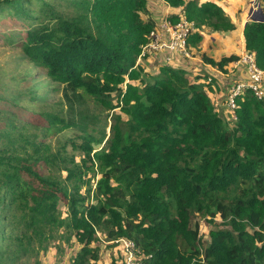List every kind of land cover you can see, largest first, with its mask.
Segmentation results:
<instances>
[{
  "label": "trees",
  "instance_id": "1",
  "mask_svg": "<svg viewBox=\"0 0 264 264\" xmlns=\"http://www.w3.org/2000/svg\"><path fill=\"white\" fill-rule=\"evenodd\" d=\"M54 1L0 0V37L61 90V108L32 115L0 94V264H40L61 242L78 244L70 264H99L100 241L119 238L141 264H264V100L240 94L230 125L200 75L137 63L155 26L147 0ZM163 1L194 23L195 51L203 26L234 29L214 1ZM243 41L264 68V21L248 20ZM200 56L221 72L238 58ZM89 97L118 108L109 133ZM70 128L78 141L43 140Z\"/></svg>",
  "mask_w": 264,
  "mask_h": 264
},
{
  "label": "rangeland",
  "instance_id": "2",
  "mask_svg": "<svg viewBox=\"0 0 264 264\" xmlns=\"http://www.w3.org/2000/svg\"><path fill=\"white\" fill-rule=\"evenodd\" d=\"M54 2L61 3V9L66 7L65 2L56 0ZM149 5L150 13L152 14V8L150 6H157L158 0H147ZM159 8V7H158ZM191 51L193 50L192 56L196 55V52L192 45H190ZM161 56H150L142 58L139 61L147 70L150 72H155L157 66L161 64ZM138 60V57H137ZM188 66H194L192 63L193 59H187ZM179 63V62H178ZM180 64V63H179ZM199 70L193 71L190 69L188 72V77L195 76ZM204 76H201L200 82L204 83V79L207 78L205 71L202 72ZM211 75V74H208ZM227 82V81H225ZM60 85L47 75H45L42 70L34 67L29 63L24 56L18 45L10 46L3 37H0V94L13 99L16 97V103L27 108V113L32 115L33 112H40L42 110L48 109H59L60 105ZM210 96V92L207 91ZM36 97V98H35ZM212 102H216L215 95H211ZM115 102V100H113ZM89 109L94 112L99 121L96 125L97 128L105 127L107 133H109V125L111 124V115L114 112H118V108L108 111L102 105L96 103L93 98H88ZM65 110V107H63ZM115 110V111H114ZM221 113L224 121H228L230 125H233V117H231V111L222 107H217L216 109ZM79 132L70 128L65 130L60 135L54 137L52 135L44 136L43 140L45 142H50L53 146L57 144L56 138L59 137L60 140L75 139L78 141L77 134ZM68 152H75L71 150V147H67ZM77 159L80 158V153L75 152ZM85 187L80 188V192H84ZM60 209L64 210L63 205H60ZM198 219V218H196ZM216 221H220L219 217H216ZM200 224V234L202 239L207 238V233L210 228V224L207 223L205 218L199 219ZM56 240L53 242L55 243ZM101 242V247L99 250L100 261L99 264H108L111 257H114L121 263V254L118 246H112L109 243ZM55 249V248H54ZM78 250V244L73 242L72 244H67L66 242H61L60 247L53 250V247L49 246L46 251H39L37 257L40 264H70L75 252Z\"/></svg>",
  "mask_w": 264,
  "mask_h": 264
},
{
  "label": "built area",
  "instance_id": "3",
  "mask_svg": "<svg viewBox=\"0 0 264 264\" xmlns=\"http://www.w3.org/2000/svg\"><path fill=\"white\" fill-rule=\"evenodd\" d=\"M259 7V0H251L252 10ZM195 30L192 21L184 17L173 20L167 13L155 22V26L149 31L147 41L138 55L137 63L147 55L161 56V64L176 67L179 63L192 59L188 39ZM232 65L238 78H234L228 84L219 107L232 111L236 107L237 97L245 91H250L257 99L264 100V68L257 65L254 54L244 50ZM212 77L207 74L204 82L212 85ZM112 242L117 243L119 247L121 264H141L143 253L133 240L119 238Z\"/></svg>",
  "mask_w": 264,
  "mask_h": 264
},
{
  "label": "crops",
  "instance_id": "4",
  "mask_svg": "<svg viewBox=\"0 0 264 264\" xmlns=\"http://www.w3.org/2000/svg\"><path fill=\"white\" fill-rule=\"evenodd\" d=\"M199 3L206 0H198ZM208 1V0H207ZM216 2L230 17L232 23L234 24V29L228 31H213L209 27H202L199 30L200 35L202 36L201 41L198 43L199 52L195 51L194 47H191L196 52V55L192 56L194 66H188L186 61L178 64L177 67L183 68L188 73L190 69L193 71L199 70L196 75H201L202 72L211 74L212 85L210 92L211 95H215L214 106L219 107L221 98L224 96L225 89L228 87V84L238 78L237 72L233 69V65L229 63L226 66L227 71L221 72L215 66L207 65L201 60V53H204L208 57H211L215 60H218L221 56L224 55H236L237 57L245 50L244 41H243V28L245 23L248 21L247 12L251 5V0H211ZM152 8V18L155 22L159 21L160 18L168 14H173L176 11L167 5L163 0H158L157 6H150ZM159 7V8H158ZM193 53V50L192 52ZM201 79V78H199ZM227 81V82H225Z\"/></svg>",
  "mask_w": 264,
  "mask_h": 264
},
{
  "label": "water",
  "instance_id": "5",
  "mask_svg": "<svg viewBox=\"0 0 264 264\" xmlns=\"http://www.w3.org/2000/svg\"><path fill=\"white\" fill-rule=\"evenodd\" d=\"M246 16L247 19L251 21H264V15L260 7L256 10L249 8Z\"/></svg>",
  "mask_w": 264,
  "mask_h": 264
}]
</instances>
